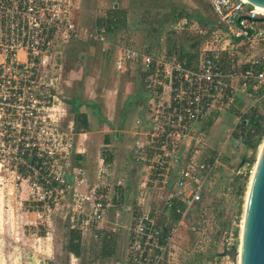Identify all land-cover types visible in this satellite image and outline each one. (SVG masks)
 Here are the masks:
<instances>
[{
	"label": "built area",
	"instance_id": "built-area-1",
	"mask_svg": "<svg viewBox=\"0 0 264 264\" xmlns=\"http://www.w3.org/2000/svg\"><path fill=\"white\" fill-rule=\"evenodd\" d=\"M207 1L217 24L196 64L188 67L181 57L154 55L126 42L111 44L98 26L79 28L73 20L75 0H0V168L11 164L16 176L27 180L38 174L31 185L42 190L39 203L53 204L72 191V202L80 208L73 209L79 230L104 218L109 206L103 200L92 201L88 213L81 209L82 168L72 166L74 186L64 178V163H57L74 149V128L70 121L64 129L68 103L59 70H53L55 53L92 39L111 50L116 72H141L148 128L135 158L148 162L151 185L166 196V204L176 198L186 206L183 218L201 202L214 171L212 162L197 159V150L188 158L180 154L184 140L212 110L228 109L240 99L252 101L251 106L264 102V50L259 44L264 41V9L246 0ZM170 233L156 211L139 215L123 264L173 259ZM234 241L235 231L225 228L222 247L232 248Z\"/></svg>",
	"mask_w": 264,
	"mask_h": 264
},
{
	"label": "rangeland",
	"instance_id": "rangeland-1",
	"mask_svg": "<svg viewBox=\"0 0 264 264\" xmlns=\"http://www.w3.org/2000/svg\"><path fill=\"white\" fill-rule=\"evenodd\" d=\"M73 20L82 29L102 28L111 44L126 42L154 55H174L190 66L196 64L205 42L211 41L210 31L217 24L207 0H75ZM114 22L121 28L109 32L108 27ZM259 44L264 50V41ZM110 53L105 45L92 39L56 50L53 70H59L65 84L66 131L74 98L84 101L91 98L106 107L116 99L122 104L123 94L130 88L135 87L134 95L141 91V72L135 68L116 72L111 67ZM130 79L136 81L128 86L125 81ZM251 102L240 99L228 109L210 111L194 127L189 136L192 139L184 140L180 154L188 158L197 150V159L212 162L214 171L201 202L177 222L171 221L170 226L168 222L176 252L173 259L165 257L162 264H237L244 194L258 152V146L249 149L245 145L244 135L250 126H242L241 122L244 118L250 122L264 116V102L255 106ZM114 134L110 132L111 136ZM72 136L73 151L57 163H64L65 180L76 186L72 178V154L79 137ZM197 138L201 140L196 145ZM88 141V137H80L81 145ZM12 170L11 164L0 168V264H89L87 249L88 253L78 259L67 251L70 231L79 227L73 219V209L75 212L80 209L72 202L73 192H67L64 198L57 197L53 204L39 203L42 190L31 185L38 174H30L27 180V176L22 174L18 178ZM79 185H87L84 171ZM97 190V186L78 190L85 213L90 212L92 201L101 200L96 196ZM159 192L162 193L154 189L153 193L157 196ZM165 198L160 195L162 203L152 206L147 213L156 211L160 217L167 214L164 220L167 219L169 211L163 209ZM192 226L198 229L193 231ZM225 228L235 231V241L226 255L215 257V253L225 250L221 244Z\"/></svg>",
	"mask_w": 264,
	"mask_h": 264
},
{
	"label": "crops",
	"instance_id": "crops-1",
	"mask_svg": "<svg viewBox=\"0 0 264 264\" xmlns=\"http://www.w3.org/2000/svg\"><path fill=\"white\" fill-rule=\"evenodd\" d=\"M110 62L112 67L111 58ZM130 81L126 80L125 84L133 85L136 80ZM129 91L131 94H128ZM124 93L120 105L116 99L105 107L89 98L94 108L85 104L78 108L85 124L77 122L79 128L74 132L79 142L72 154L73 166L82 168L87 178L85 187L97 186L96 196L109 206L106 215L97 224L84 230L76 228L70 231L71 235L79 237V255L75 258L86 254L87 249L90 253L89 264H123L132 222L152 206L162 203L160 195H163L153 193L148 162L135 158L136 148L144 141L148 128L144 112L146 90L142 84L139 93L134 95L135 87ZM78 101L84 102L79 98ZM70 116L74 128L75 117L72 113ZM138 120L140 127L136 128ZM110 132L115 134L111 136ZM81 136L88 137V143L81 145ZM85 187L78 185V190L83 191ZM163 209L168 210L169 215L165 220L164 215L167 214L159 216V219L166 226L169 222L170 226L171 221L180 220L186 206L172 198L171 203H165ZM67 251L69 256H73Z\"/></svg>",
	"mask_w": 264,
	"mask_h": 264
},
{
	"label": "water",
	"instance_id": "water-1",
	"mask_svg": "<svg viewBox=\"0 0 264 264\" xmlns=\"http://www.w3.org/2000/svg\"><path fill=\"white\" fill-rule=\"evenodd\" d=\"M250 5L263 8L264 0H246ZM264 21V18L262 19ZM215 253V257L224 256ZM240 264H264V147L252 181L243 229Z\"/></svg>",
	"mask_w": 264,
	"mask_h": 264
},
{
	"label": "trees",
	"instance_id": "trees-1",
	"mask_svg": "<svg viewBox=\"0 0 264 264\" xmlns=\"http://www.w3.org/2000/svg\"><path fill=\"white\" fill-rule=\"evenodd\" d=\"M119 28H121V25L118 24L117 22H114L108 27V31L111 32V31H114L115 29H119ZM187 66L190 67L189 64H187ZM81 104H85V105L90 106L92 108L95 107L94 104H92L90 101L79 102L78 98L73 99V102L71 103L70 113H72L75 117L74 132L78 131L79 127L77 124L79 122L81 124H85L84 116L80 115L79 111H78V108ZM255 123H257V124L255 125ZM241 125L242 126H246V125L250 126V129L248 130L247 134L244 135L245 145L249 149L256 148L260 144L262 137L264 135V116H257L256 118H254L250 122H248L244 118L241 122ZM78 248H79V237H78V235H76V234L71 235L70 234L69 243H68V250L74 257H78V255H79Z\"/></svg>",
	"mask_w": 264,
	"mask_h": 264
},
{
	"label": "bare ground",
	"instance_id": "bare-ground-1",
	"mask_svg": "<svg viewBox=\"0 0 264 264\" xmlns=\"http://www.w3.org/2000/svg\"><path fill=\"white\" fill-rule=\"evenodd\" d=\"M263 147H264V136H263V140L258 145L257 158H256V161H255V163L253 165V168L251 170V174L249 176L247 187H246V191H245V194H244L243 214H242L241 225H240L239 244H238V248H237V264H240V259H241V247H242L243 229H244V223H245V216H246L248 197H249V194H250L252 181H253V178H254V175H255V172H256V168H257L258 161H259L261 152L263 150Z\"/></svg>",
	"mask_w": 264,
	"mask_h": 264
}]
</instances>
